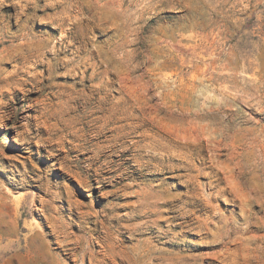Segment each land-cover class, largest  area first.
<instances>
[{
    "label": "rangeland",
    "instance_id": "rangeland-1",
    "mask_svg": "<svg viewBox=\"0 0 264 264\" xmlns=\"http://www.w3.org/2000/svg\"><path fill=\"white\" fill-rule=\"evenodd\" d=\"M0 264H264V0H0Z\"/></svg>",
    "mask_w": 264,
    "mask_h": 264
}]
</instances>
